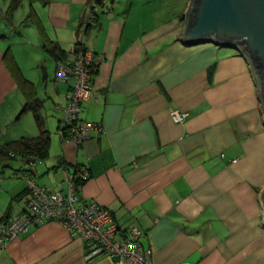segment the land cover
Returning <instances> with one entry per match:
<instances>
[{
  "label": "crops",
  "instance_id": "obj_1",
  "mask_svg": "<svg viewBox=\"0 0 264 264\" xmlns=\"http://www.w3.org/2000/svg\"><path fill=\"white\" fill-rule=\"evenodd\" d=\"M90 1L0 0V220L27 208L23 158L3 148L43 136L36 182L64 193L86 166L82 201L109 208L121 237L140 226L155 264H264V113L249 61L183 42L192 0H111L86 27ZM82 39L104 60L80 117L104 130L77 147L61 118L71 81L57 79L52 50L72 61ZM88 246L51 220L0 246V264H120L87 260Z\"/></svg>",
  "mask_w": 264,
  "mask_h": 264
},
{
  "label": "built area",
  "instance_id": "obj_2",
  "mask_svg": "<svg viewBox=\"0 0 264 264\" xmlns=\"http://www.w3.org/2000/svg\"><path fill=\"white\" fill-rule=\"evenodd\" d=\"M109 1H90L86 27L97 26L99 11ZM71 52L74 54L72 61H58L57 79L71 81L67 102L61 107V118L65 139L80 147L93 133L100 135L104 130L102 123L80 117L82 103L94 94L95 74L104 55L87 47L84 39L75 44ZM187 116L184 110L172 112L173 120L178 123L184 122ZM35 161L33 156L23 157L20 176L27 183V208L14 219L0 220L1 247L30 227L53 220L67 228L73 238H80L89 245L85 255L87 260L107 255L120 264H155L151 251L142 243L144 231L140 226H129L125 236L121 237L119 224L109 208L94 200L82 201L80 191L83 184L78 181L89 178L86 166L77 165L75 172L67 174V190L63 193L51 191L36 182L31 172Z\"/></svg>",
  "mask_w": 264,
  "mask_h": 264
},
{
  "label": "water",
  "instance_id": "obj_3",
  "mask_svg": "<svg viewBox=\"0 0 264 264\" xmlns=\"http://www.w3.org/2000/svg\"><path fill=\"white\" fill-rule=\"evenodd\" d=\"M182 40L238 49L249 61L264 113V0H192ZM264 206V190L261 194Z\"/></svg>",
  "mask_w": 264,
  "mask_h": 264
},
{
  "label": "trees",
  "instance_id": "obj_4",
  "mask_svg": "<svg viewBox=\"0 0 264 264\" xmlns=\"http://www.w3.org/2000/svg\"><path fill=\"white\" fill-rule=\"evenodd\" d=\"M21 1L22 0H10L11 2L10 9L16 8L21 3ZM40 1L43 3H47L49 0H40ZM52 53L58 58V61L66 60V58H63V55H64L63 52L57 53L53 49ZM24 108L25 109L31 108L35 111L37 109L35 105H32V103H29V102L25 105ZM44 134L45 132H43V135ZM48 145H49L48 137L42 136V137H35V138H21L19 140L11 141L9 144H7L3 148L2 152L4 153L5 158L6 157L15 158L17 156H20L21 158H23L27 156H33L36 158V160H39L46 156L47 151H48ZM87 180L88 179L84 181H78V182L84 185Z\"/></svg>",
  "mask_w": 264,
  "mask_h": 264
}]
</instances>
